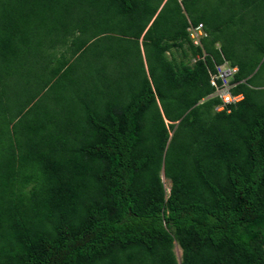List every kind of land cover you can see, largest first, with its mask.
Segmentation results:
<instances>
[{
	"label": "trees",
	"instance_id": "obj_1",
	"mask_svg": "<svg viewBox=\"0 0 264 264\" xmlns=\"http://www.w3.org/2000/svg\"><path fill=\"white\" fill-rule=\"evenodd\" d=\"M162 1L0 0V264H264V20L239 44L167 0L148 27Z\"/></svg>",
	"mask_w": 264,
	"mask_h": 264
},
{
	"label": "rangeland",
	"instance_id": "obj_2",
	"mask_svg": "<svg viewBox=\"0 0 264 264\" xmlns=\"http://www.w3.org/2000/svg\"><path fill=\"white\" fill-rule=\"evenodd\" d=\"M230 1L236 3L237 5L239 2V0H195L194 3L197 7H199V9L198 11H194V13L195 15L204 14L203 16L205 18H209L211 29H212L211 35L215 33V34L220 35L221 37H227L228 41L235 40L236 43H239V42L249 43L250 39L248 38L246 33L250 32L251 35L254 37L252 21H254L256 18L260 20H264V10H259L257 7H255V5L257 4L253 2L252 0H243V2L247 6L246 10L249 11L248 15L250 16V18L248 17L249 19L247 18V21H248L247 26H248L249 31H246L247 26L246 27L243 26L242 17L238 15V12H236L235 10L231 11L228 9L229 4L227 2H230ZM172 5L173 3L169 4L168 7L172 8ZM164 12H168V11H164ZM177 15L178 13L175 14V16ZM212 18L214 19V21L211 20ZM56 26H59V25H56ZM194 34L196 38L199 37V35L196 34L195 32ZM256 37L261 38V36H255L254 38ZM245 45H248V44H245ZM173 51L174 53L177 54V56L178 54H180L178 51H176V49H174ZM243 52H245V50H243ZM249 52H252V51H249ZM168 55H171V54H168ZM252 57H254V55ZM261 75L264 77V73H261ZM258 77L261 78V80H263L261 76H258ZM139 80L141 79L139 78ZM209 98L211 97L209 96ZM164 181L169 191L170 186H171V181L166 178L164 179ZM175 251L178 257L180 258L182 254V249L179 245L175 246Z\"/></svg>",
	"mask_w": 264,
	"mask_h": 264
},
{
	"label": "clouds",
	"instance_id": "obj_3",
	"mask_svg": "<svg viewBox=\"0 0 264 264\" xmlns=\"http://www.w3.org/2000/svg\"><path fill=\"white\" fill-rule=\"evenodd\" d=\"M200 24H201L200 30H201L202 34L199 35V37H198V41H197V42H195V38H193V37L191 36L190 31H189L188 29H187V30L189 31V34H190L191 39L193 40V42H194L196 45H200V46H202V39L205 38V37H207V36L209 35V32L206 30L205 25H204L203 23H199L198 25H200ZM191 25H193V24L191 23V24L188 26V28H189ZM198 25H194V26H198ZM198 29H199V28H198ZM198 29H196L195 31H196V32H199ZM215 45H216V44H215ZM216 48H217V47H216ZM217 49H219V51H220L222 61L219 62V61L216 60V58H214V57L212 56V60H213V64H214V68H210V67H208V74H210V76H211V81L216 82V85L213 84V86H212V87H213V90H212V92H211L206 98H209V96H210L211 98H212V97H219V96L214 95V93H215L217 87H219V86L222 85L223 80H222V78H218V80L216 81L215 79H213V77H214L215 75H217L218 73H220V71H224V70L226 71V70H228V71L230 72V73L227 75V79H228V81H229V86H231V92H232L233 87H235V86L238 85V83H239V81L236 80V75H237V73H238V71H239V66H238V65H234V64L231 63V60H230L228 57H226V56L224 55V53L222 52L221 47H218ZM206 55H207V53H206V54L204 53V57H203V59L205 58ZM243 80H244V79H243ZM232 93H233V92H232ZM233 94H234V95H237V94H241V95H242V98H241L239 101H241V100L244 99V97H245V94H244L243 92L233 93ZM219 98H220V97H219ZM220 99H221V98H220ZM203 100H205V99H203ZM239 101H237V102H239ZM222 103H223V101H222V99H221V103L218 104V105L216 106V110H218L217 107L221 106ZM235 103H236V102H235ZM225 108H226V107H225ZM221 110H222V109H221Z\"/></svg>",
	"mask_w": 264,
	"mask_h": 264
},
{
	"label": "built area",
	"instance_id": "obj_4",
	"mask_svg": "<svg viewBox=\"0 0 264 264\" xmlns=\"http://www.w3.org/2000/svg\"><path fill=\"white\" fill-rule=\"evenodd\" d=\"M200 27H201V24L198 25V26H194V25H191L188 30L190 31L191 33V36L193 38H195V42L198 41V37L196 38L195 37V34H202L201 30H200ZM199 28V29H198ZM198 29L199 32H196L195 30ZM230 72L228 70H224V71H220V73H218L217 75H215L213 77V79H215L216 81L218 80V78H222L223 82H222V85L217 87L214 95L216 96H219L223 103L221 106L217 107L218 110H221V109H224L228 104L230 103H235L237 101H239L241 98H242V95L241 94H237V95H234L232 92H231V86H229V81L227 79V75L229 74ZM212 83L214 85H216V82L212 81Z\"/></svg>",
	"mask_w": 264,
	"mask_h": 264
},
{
	"label": "crops",
	"instance_id": "obj_5",
	"mask_svg": "<svg viewBox=\"0 0 264 264\" xmlns=\"http://www.w3.org/2000/svg\"><path fill=\"white\" fill-rule=\"evenodd\" d=\"M167 2V0H163L162 2H161V4H160V6H159V8H158V11H157V13L155 14V16L152 18V21L149 23V25H148V27L152 24V22H153V20L155 19V17H156V15L164 8V5H165V3ZM211 36H214V35H211ZM219 38V37H218ZM143 37L142 38H140V42L142 43L143 41ZM224 43V41L222 40V39H218V41L216 42V47L218 48V47H221L222 46V44ZM186 46H187V44H186ZM173 49V48H172ZM172 49L171 50H168V54H171V55H168L169 56V58L170 59H172V60H174L175 61V63L176 64H181V62H184V66L186 65V66H189V67H194L195 66V64H196V62L200 59V58H202L203 59V57H204V55L203 56H192V57H190V58H186V57H184V55H182V53L181 52H179L180 54H178V56H177V54L175 53V55L173 56V51H172ZM170 51H171V53H170ZM180 51V50H179ZM204 53L206 54L207 52L205 51V49H204ZM145 66H146V69H147V71H148V65L146 64V61H145ZM259 67V66H258Z\"/></svg>",
	"mask_w": 264,
	"mask_h": 264
}]
</instances>
